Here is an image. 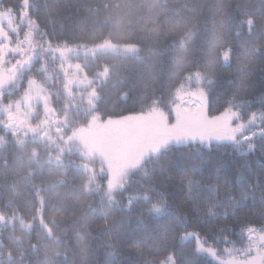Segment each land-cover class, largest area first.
<instances>
[{
	"label": "trees",
	"instance_id": "trees-1",
	"mask_svg": "<svg viewBox=\"0 0 264 264\" xmlns=\"http://www.w3.org/2000/svg\"><path fill=\"white\" fill-rule=\"evenodd\" d=\"M0 26V264L249 255L251 232L264 233V0H0ZM103 43L135 50L88 51ZM33 85L43 98L13 132L7 116ZM197 92L207 115H238L241 139L148 152L107 188L90 150L117 124L103 135L91 119Z\"/></svg>",
	"mask_w": 264,
	"mask_h": 264
},
{
	"label": "rangeland",
	"instance_id": "rangeland-1",
	"mask_svg": "<svg viewBox=\"0 0 264 264\" xmlns=\"http://www.w3.org/2000/svg\"><path fill=\"white\" fill-rule=\"evenodd\" d=\"M2 37L3 31L0 26V56H5L6 51L1 46ZM115 49L135 50V47H118L112 43H103L88 51ZM1 79H3V75L0 76ZM42 98L36 87L31 86L23 99V106L17 110V115L8 114L7 127L13 132L27 129L25 114L28 104ZM90 123L92 130L99 131V133L104 131L103 135L110 125L117 124L116 127L106 132L107 135L104 136V139L97 136L91 144L94 148L90 150L93 155L96 153L99 155L101 159L99 163L106 170L107 188L116 185L118 173L121 174L124 166L132 164L140 155L156 152L169 145L233 143L240 140L247 129V125L240 123L238 115L233 111H226L216 116L207 115L205 93L198 92L187 93V95L179 97L177 103L171 106L168 111L154 109L142 115L104 122H98L93 117ZM116 136L120 137L115 138ZM115 164H118L119 168H115ZM263 237V231L251 232L248 246L244 250L245 252L249 251L247 252L249 255L238 261H229L227 264H264ZM255 253H258L257 258L254 256Z\"/></svg>",
	"mask_w": 264,
	"mask_h": 264
},
{
	"label": "water",
	"instance_id": "water-1",
	"mask_svg": "<svg viewBox=\"0 0 264 264\" xmlns=\"http://www.w3.org/2000/svg\"><path fill=\"white\" fill-rule=\"evenodd\" d=\"M28 67H29V63L28 62L24 61V62L21 63V69L22 70H26Z\"/></svg>",
	"mask_w": 264,
	"mask_h": 264
},
{
	"label": "snow or ice",
	"instance_id": "snow-or-ice-1",
	"mask_svg": "<svg viewBox=\"0 0 264 264\" xmlns=\"http://www.w3.org/2000/svg\"><path fill=\"white\" fill-rule=\"evenodd\" d=\"M230 131H235V130H230Z\"/></svg>",
	"mask_w": 264,
	"mask_h": 264
}]
</instances>
